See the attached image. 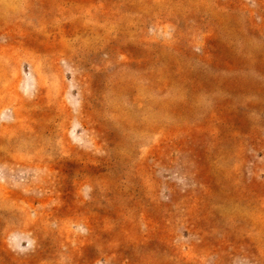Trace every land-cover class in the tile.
I'll return each mask as SVG.
<instances>
[{
  "label": "rangeland",
  "instance_id": "374dc122",
  "mask_svg": "<svg viewBox=\"0 0 264 264\" xmlns=\"http://www.w3.org/2000/svg\"><path fill=\"white\" fill-rule=\"evenodd\" d=\"M0 264H264V0H0Z\"/></svg>",
  "mask_w": 264,
  "mask_h": 264
}]
</instances>
